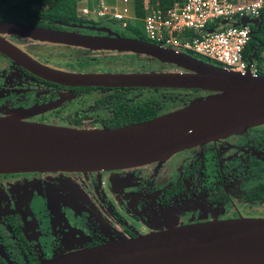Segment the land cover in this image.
Returning <instances> with one entry per match:
<instances>
[{
	"label": "flooded vegetation",
	"instance_id": "obj_1",
	"mask_svg": "<svg viewBox=\"0 0 264 264\" xmlns=\"http://www.w3.org/2000/svg\"><path fill=\"white\" fill-rule=\"evenodd\" d=\"M7 4L0 20L150 43L138 39L127 25L118 28V21L78 15V23H68L38 15L45 9L35 2L8 0ZM255 35L254 31L249 49L257 41ZM0 37L38 65L67 74L182 72L128 52L92 51L8 33ZM200 94L210 92L72 86L34 74L0 52V117L85 131L117 129L145 116V111L157 116L176 111ZM236 219H264V124L136 168L0 174V264H41L71 251L166 230L169 225Z\"/></svg>",
	"mask_w": 264,
	"mask_h": 264
},
{
	"label": "water",
	"instance_id": "obj_2",
	"mask_svg": "<svg viewBox=\"0 0 264 264\" xmlns=\"http://www.w3.org/2000/svg\"><path fill=\"white\" fill-rule=\"evenodd\" d=\"M263 20L245 19L259 32ZM0 33L92 51L143 55L182 72L75 75L42 67L0 37V52L34 74L72 86L145 87L213 93L182 109L128 127L78 130L0 117V174L115 171L162 162L173 154L264 124V76H242L190 54L120 37H90L0 20ZM262 45H259L261 47ZM259 48L250 49L249 66ZM41 264H264V219L172 226L60 255Z\"/></svg>",
	"mask_w": 264,
	"mask_h": 264
},
{
	"label": "built area",
	"instance_id": "obj_3",
	"mask_svg": "<svg viewBox=\"0 0 264 264\" xmlns=\"http://www.w3.org/2000/svg\"><path fill=\"white\" fill-rule=\"evenodd\" d=\"M128 0H123L127 4ZM100 6L83 9L84 16L129 22L128 11ZM263 0H174L167 10L149 9L143 19L147 40L175 54L191 53L222 69L242 76L258 77V69L249 66L246 49L252 41L255 26L243 25L245 19L261 20ZM125 25V24H124Z\"/></svg>",
	"mask_w": 264,
	"mask_h": 264
},
{
	"label": "trees",
	"instance_id": "obj_4",
	"mask_svg": "<svg viewBox=\"0 0 264 264\" xmlns=\"http://www.w3.org/2000/svg\"><path fill=\"white\" fill-rule=\"evenodd\" d=\"M7 1L8 0H0V13H3L2 11L6 9V6H8ZM27 1L38 3L43 9H45L44 11H41V13L38 14L42 17L43 16L53 17V18H56V19H59V20H62L68 23H71V22L78 23L79 21V19H77L78 3L81 0H27ZM129 4L132 8V14L136 18V22L134 23V25L133 24L127 25L126 29L129 30L131 33H133L138 39L143 40V41H148L144 34V24H143V19L146 16L147 11L149 9L167 10L173 6L174 0H130ZM22 5L24 4L17 5V7H20ZM261 17H262L263 23L261 25L260 32L256 33L255 38L258 41V42L256 41V43L257 44L261 43L262 47L257 52V57L254 61V64L258 69L259 76H264V57L262 56V53L264 51V9H262L261 11ZM254 31L257 32L256 29ZM256 43L253 42V46L255 48H257ZM189 54L205 62L211 63L208 60H205L204 58L195 56L191 53ZM249 56H251V51L249 48H247L245 52V58H248ZM210 95H213V93H210ZM189 103L184 106H188ZM143 114L145 116H141L138 119H130L129 121H127V124L123 127L140 124L141 122L144 123V122L153 120L157 117H160V116H157L154 111L153 112L145 111ZM123 127H119V128H123Z\"/></svg>",
	"mask_w": 264,
	"mask_h": 264
},
{
	"label": "rangeland",
	"instance_id": "obj_5",
	"mask_svg": "<svg viewBox=\"0 0 264 264\" xmlns=\"http://www.w3.org/2000/svg\"><path fill=\"white\" fill-rule=\"evenodd\" d=\"M17 1H20V0H9V2L10 3H12V4H15V2H17ZM264 1V0H263ZM114 3L113 4H111V5H109L110 4V2H106L105 1V4L107 5V6H109L110 8H112L111 10H112V12L114 11V7L115 8H117V10H119V13H121V12H123L124 10H127L128 11V14H127V17H129V18H131V17H133V14H132V8H131V6H130V0H128V3L127 4H123V0H116V1H113ZM84 7H87V8H89L90 9V3L87 1V0H81L79 3H78V15L79 16H84L83 14H82V9L84 8ZM94 8H96V7H94ZM93 8V9H94ZM92 10V9H91ZM92 18V19H94L96 16H94L93 14L92 15H87L85 18ZM134 18V17H133ZM136 22V20H134L133 19V21H131V22H129V20H124V21H122V22H119V23H117L116 25L118 26V28L120 27H124V26H126V25H129V24H133L134 25V23ZM111 24V23H110ZM125 24V25H124ZM186 54H189V53H187V52H185ZM262 56L264 57V51H263V53H262ZM198 57H200V56H198ZM212 64H214L215 66H217V67H221L220 65H218V64H216V63H213V62H211ZM207 95H205L204 96V94H200V96H199V98H201V97H206ZM170 157H168L167 159H169ZM166 159V160H167ZM165 161V160H164ZM163 162V161H162ZM126 172V171H125Z\"/></svg>",
	"mask_w": 264,
	"mask_h": 264
},
{
	"label": "crops",
	"instance_id": "obj_6",
	"mask_svg": "<svg viewBox=\"0 0 264 264\" xmlns=\"http://www.w3.org/2000/svg\"><path fill=\"white\" fill-rule=\"evenodd\" d=\"M89 3H90V9L87 8V7H84L83 9H88V10H91L93 9L94 7H100V6H105V7H109L105 4V1L106 2H110L109 5L113 4L114 2L113 1H116V0H87ZM82 9V10H83Z\"/></svg>",
	"mask_w": 264,
	"mask_h": 264
}]
</instances>
